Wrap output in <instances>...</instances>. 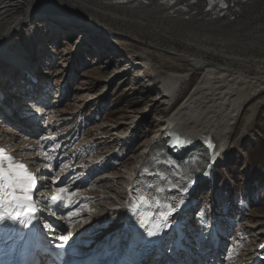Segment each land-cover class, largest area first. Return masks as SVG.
Returning <instances> with one entry per match:
<instances>
[{"label":"bare ground","instance_id":"obj_1","mask_svg":"<svg viewBox=\"0 0 264 264\" xmlns=\"http://www.w3.org/2000/svg\"><path fill=\"white\" fill-rule=\"evenodd\" d=\"M38 17L46 18L44 28L46 25H56L49 28V35L54 34L57 27L63 32L57 31L56 34L62 33L64 36H69L77 27H84V34L100 32L108 43L118 41L129 46L126 58H133L136 65L149 68L154 77L163 79V97H169V105L173 104L189 76L186 72L172 70L163 78L161 67L153 61L150 53L155 51L175 60L189 62L202 71L186 98L142 145V153L133 161L128 178L114 176L103 179L100 177L114 174H101L110 171L108 165L98 168L100 163L84 161L85 156L81 155V151L78 154L77 150L68 152L72 139L77 137V130L69 140H66L68 135L65 139L59 137L63 140L54 143L59 135L54 136L43 122L50 116L52 104L50 98L43 99L46 94L33 93L34 107L30 108L29 99L24 106L23 94L16 81L24 79L22 74L31 71L36 72L35 76L39 78L42 76L46 80L47 77L38 74L41 71L38 65L33 67L31 61L21 58L18 53H9L15 56L8 60L13 68L10 69L12 75L9 79L6 76L7 81L3 77L0 79V89L5 95L2 107H6L14 117L15 111L20 109L18 122L23 131V134L15 133L9 139L10 143L21 136L35 137L31 138L33 143L27 151L39 152L41 149L44 154H40L39 158L32 156L33 162L26 159V165L17 152L22 149L10 147L11 152L8 153V149L0 144V164L5 169L9 164H23L24 168L18 171L31 174L35 182L45 180L38 193L40 202L45 196L58 195L53 181L70 173L62 183L63 188L70 192L64 201L77 205V208L69 220L57 217L54 222V217L51 218V222L57 223V226L41 221L45 232L43 243L57 252L65 263L78 264L80 261L79 264H100L122 245L126 231L123 226L128 222L127 211L137 204V199L144 196L137 206V212L148 208L153 211L157 204L167 210L185 185L203 173L214 145L219 150L216 163L223 159L243 116L242 112L250 101L264 95V0H0L1 57L8 53L6 47L12 46L16 34H21L27 22ZM137 46L143 48L141 54ZM169 68H174V63H169ZM59 98V95L54 96L55 101ZM254 113L252 108L245 116L242 134L248 132ZM34 120L38 121L37 125ZM36 126H39L37 131ZM41 129H46V132L39 138L37 134ZM4 133L13 132L8 128ZM51 144L55 146L52 148ZM49 148H52L51 151ZM50 152H53V158L58 155L60 166L57 170L52 169L53 161L48 166L43 159ZM61 167L62 170H59ZM46 175L54 176V179L50 181ZM110 184L121 187L122 191L112 188ZM193 206L194 200L190 210ZM254 219L259 224V234H264V212H259ZM233 227L228 224V230ZM194 228L188 226L187 232L190 233L187 244L199 256L200 248L211 244L200 241L198 228ZM100 230L102 234H99ZM219 236L220 246L216 254L221 256L217 264H245L241 263L242 255L238 256L240 260L237 261V249L233 247L236 243L226 249L225 234L222 235L221 230ZM61 237L66 239L62 241ZM61 243L64 247L58 246ZM213 254L209 255L212 257ZM255 255L256 247L249 257Z\"/></svg>","mask_w":264,"mask_h":264},{"label":"rangeland","instance_id":"obj_2","mask_svg":"<svg viewBox=\"0 0 264 264\" xmlns=\"http://www.w3.org/2000/svg\"><path fill=\"white\" fill-rule=\"evenodd\" d=\"M45 19H31L21 34H16L12 46L6 47L8 53L0 56V79L3 77L2 79L7 81L6 76L9 79L12 75L10 69L13 68L8 60L15 55L10 56L9 53H18L21 58L31 61L32 65H38L43 75L47 74L45 81L49 84V92L52 94L50 116L43 122L54 136L59 135L56 142L77 130V137L74 139L79 138L77 144L68 148V152L77 150L78 154L81 151V155L85 156L84 161H98V168L108 165L110 171L101 174H114L100 178L115 176L127 179L133 161L142 153V145L161 128L166 117L186 98L202 71L191 66L189 62L175 60L155 51L150 53L153 61L161 67L159 69L163 78L172 70L186 72L189 76V80L182 84L175 96L173 104L169 105V97H163V79L154 77L149 68L136 65L133 58H126L129 46L118 41L108 43L100 32L94 35L84 34V27L75 28V31L70 32V37L59 33L52 40V33H48L51 30L44 28ZM137 47L138 53L141 54L143 48ZM169 63H174V68H169ZM57 95L60 98L55 101L54 96ZM251 107L255 110V117L258 109L264 107V95L250 101L242 112L243 116L227 149L234 150L236 155L227 162L225 159L220 160L212 170L217 179L214 182V197L211 200L207 197L205 184L197 187L191 210L192 223L188 225L191 229L198 227V238L204 241L208 238L209 223L217 219V228L221 230L222 235L225 234L224 247L232 248L235 242L233 247L237 249V261L240 260L238 256L242 255L241 263L245 264L249 254L254 253L255 247L263 240V234H259L257 230L259 224L254 218L259 212H264V198L257 199L258 196H264V175L261 177L252 173L246 155L247 146L252 147L257 136L255 132H251L254 117L248 132L241 133L244 118L249 114ZM78 116L82 120L81 125L78 124ZM45 130L41 129L37 136L45 135ZM0 131L2 147L8 149V153L11 152L10 147L22 149L17 152L26 165L28 161L33 162L32 156H41H38L37 150L27 151L33 141L31 138L35 137L21 136L19 140L10 143L9 139L14 135L5 134L3 128H0ZM59 137L63 139L60 140ZM7 142L10 144L5 145ZM110 156L112 158L108 160ZM232 175L237 177V184L230 179ZM110 186L121 190L117 185ZM249 187L250 189L245 191ZM240 192L243 193L241 197H236V193ZM228 224L234 225L233 229L228 230ZM99 234H102L101 230Z\"/></svg>","mask_w":264,"mask_h":264},{"label":"snow or ice","instance_id":"obj_3","mask_svg":"<svg viewBox=\"0 0 264 264\" xmlns=\"http://www.w3.org/2000/svg\"><path fill=\"white\" fill-rule=\"evenodd\" d=\"M11 160V157L8 158ZM23 164H17L13 166L12 164H9L7 169L3 167L2 164H0V223H3L5 221H12L15 223H19L23 227H28L30 223H32L31 220L28 221V223H25L23 219L20 218V213L15 212L12 210H2L3 206L5 204L9 206L17 205L21 201H31L32 196L28 193L30 192V188L28 187L29 184H31L33 187L35 186V180L34 177L29 173H21L20 169H23ZM204 175H207V173H204ZM56 181H53L55 183ZM15 190L22 191V195L16 194ZM188 189L184 188V191L186 192ZM60 193H64L65 189L61 188L59 189ZM60 199L58 195H53L51 197L52 202H57ZM184 203V201L181 199L179 204H176L172 212L169 213V215H173L174 213L178 212L180 210L181 205ZM28 211L33 213V216L36 212L35 209H29ZM167 220V217L165 218ZM168 225H165L167 227ZM158 232H152L148 231L147 235L149 237L159 235ZM66 239V237H61V240L63 241ZM59 247H64V244L61 243L58 245Z\"/></svg>","mask_w":264,"mask_h":264},{"label":"trees","instance_id":"obj_4","mask_svg":"<svg viewBox=\"0 0 264 264\" xmlns=\"http://www.w3.org/2000/svg\"><path fill=\"white\" fill-rule=\"evenodd\" d=\"M253 126L251 132H255L257 136L254 138L255 144L252 145V147L246 148V155L247 158L249 159V165L250 169L253 174L256 176H263L264 175V107H261L258 109L254 120H253ZM234 154L236 155V152L234 150L227 151L225 156H224V161H230ZM220 176L222 177L221 170H220ZM237 177L235 175H232L230 179L233 182H236ZM220 179V178H218ZM223 182L227 183L226 180H223ZM237 184V182L235 183ZM250 189L247 188L245 191H248ZM253 189L256 190V187ZM243 193H236V197H241ZM261 200L264 198V196H258L257 199Z\"/></svg>","mask_w":264,"mask_h":264}]
</instances>
